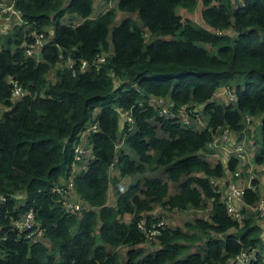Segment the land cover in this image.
<instances>
[{
  "label": "trees",
  "instance_id": "1",
  "mask_svg": "<svg viewBox=\"0 0 264 264\" xmlns=\"http://www.w3.org/2000/svg\"><path fill=\"white\" fill-rule=\"evenodd\" d=\"M95 1L115 3L91 17ZM6 2L21 23L0 26V264H235L241 251L260 249L263 226L248 208L258 199L257 181L243 190L236 222L210 180L233 172L237 160L210 163L204 155L215 135L240 133L258 116L252 161L263 167L264 185V0H200L208 29L176 14L197 0ZM116 11L125 15L112 24ZM228 28L232 36L219 34ZM36 35L42 41L34 51ZM99 53H108L101 63ZM11 80L22 87L16 98ZM225 88L227 103L214 97ZM150 98L203 126L159 114ZM90 126L96 131L86 137L83 168L71 172L74 142ZM152 167L163 177L145 174ZM68 175L87 206L78 214L65 212L52 192ZM133 175L137 181L120 185ZM166 181L176 186L170 196ZM203 199L208 215L185 222L186 231L156 226L149 214L154 204L196 210ZM29 210L41 241L11 228ZM153 228L147 240L144 230ZM195 242L201 252L189 251ZM249 264H264V248Z\"/></svg>",
  "mask_w": 264,
  "mask_h": 264
},
{
  "label": "built area",
  "instance_id": "2",
  "mask_svg": "<svg viewBox=\"0 0 264 264\" xmlns=\"http://www.w3.org/2000/svg\"><path fill=\"white\" fill-rule=\"evenodd\" d=\"M9 10L12 14H14L17 19L19 18L18 14L16 11H14L13 8L9 7H4L1 8V12H5ZM21 20H18V23L20 24ZM41 37L42 35H36V39L34 41L35 44V49L34 51L38 50L39 46L41 45ZM34 51H29L26 50L27 55H31L32 52ZM107 53H99L98 55L95 56V60L99 63L103 62ZM81 68H84L86 66L85 62L80 63ZM112 75V74H111ZM227 92V95L229 97V100L232 99V95L230 94V91L227 89H224ZM22 94V87L21 85L16 82L15 80H11V97L16 98ZM218 97V95H214ZM148 103L152 105L153 107L158 109V113L164 116H168L170 118H178V121L182 125H187L188 120L187 118L180 112L177 115H174L172 112L168 110V106L165 103L163 99H155V98H150L148 99ZM124 119L127 124H131L132 119L130 115L127 112L123 113ZM249 119H246V122L248 123ZM203 126V125H202ZM96 131L94 126H90L87 129H83L79 134L77 139L74 142L73 145V162L71 164V169L70 171H78L80 168H83V163L81 159L86 158L84 155L87 152V147L85 146L86 144V137L88 135V132L91 131ZM227 135V130H222V132L218 135H215L213 137V140L209 144V149L213 148H219L221 151L226 150L224 152H228L232 155L237 160V167H235V170L233 172H227V180L224 178V183L226 184V191L225 193H221V186L218 180L222 179L221 178H216L210 180V184L212 188L216 192L221 193V199L225 205L226 212L227 214L234 219L236 222H239L241 220V213H240V208L242 207V200H241V195L242 192L245 188H251L250 186V180L254 179L256 180L257 176L255 174L256 172H259L262 177V182H263V175H262V170L263 167H261V170H258V165H255L252 161L253 155L256 153V149L254 150V146L252 144H247L245 147L241 143L234 142L232 145H228L225 143V138ZM219 146V147H218ZM251 150L252 156L251 159L250 157L246 156L245 150ZM252 148V149H251ZM248 158V159H247ZM245 163H247L250 167L254 166L252 169V176L249 180V182L242 181L241 179H235L234 182H231V179L234 177L238 176V173L242 171V168L245 167ZM260 168V166H259ZM225 175V174H224ZM223 175V177H224ZM257 193H258V199L253 207L248 208L250 210H254L257 212L258 218L263 226V232H262V238L260 240V249L259 248H251L249 250H244L241 251L235 258V264H249L252 261L256 260L258 253L260 250L264 248V187L263 190L260 191V188H258V183L257 186L255 187ZM52 192L56 195H58L57 201L61 205L62 209L71 214H78L80 213L83 209H86L87 206L84 202L76 198V195L73 191L72 188V183H71V178L69 175L67 176L66 179H64L59 185L55 186L52 190ZM2 200V198H0ZM11 228L17 230L23 238L28 239V240H35V241H41L43 239L42 234L43 231L39 228L34 227V220H33V215L32 211L29 210L26 213L22 214L18 219L11 220L10 222ZM157 224V223H156ZM155 224V225H156ZM164 224H157L156 226H163ZM138 226L141 229H144L143 227V221L138 222ZM145 237L147 240H150L152 235L156 233V230L153 228L151 230H144Z\"/></svg>",
  "mask_w": 264,
  "mask_h": 264
},
{
  "label": "rangeland",
  "instance_id": "3",
  "mask_svg": "<svg viewBox=\"0 0 264 264\" xmlns=\"http://www.w3.org/2000/svg\"><path fill=\"white\" fill-rule=\"evenodd\" d=\"M115 1H110L107 4L103 3V2H99V1H95L94 5H93V10L91 12V17L96 16L98 13L104 11L105 9H107L108 7H113L114 6ZM202 6H201V2L200 0H197V4L195 6V8L191 11H186L182 8H176V14L180 17L181 21L184 20H190L191 22L197 24L198 26H201L203 28H207L201 18H200V10H201ZM125 14L116 11L115 13V17L113 20L112 24H115L118 22V20L123 17ZM133 16V15H132ZM208 29V28H207ZM219 34H225V35H229L232 36V30L230 28H228L227 30L222 31L221 33L219 32ZM109 53V51H107ZM107 53V54H108ZM231 86H233V84H231ZM230 86V87H231ZM229 91L228 88H225ZM216 97V96H214ZM219 97V96H218ZM220 98V97H219ZM226 100V97H225ZM218 101V100H217ZM223 101V100H222ZM1 109V108H0ZM3 109V107H2ZM258 117V116H257ZM249 118L248 123L244 124V127L241 131V133H236L235 136V141L237 143H241L244 145V147L247 144H252L253 146H255L256 150H258L259 148V132H258V127H257V123H258V118ZM188 120V124L184 125V126H190L196 129H200L202 127V121H196V120ZM219 147V146H218ZM219 149V148H218ZM220 150V149H219ZM245 150V148H244ZM219 152V151H218ZM245 153L246 150H245ZM219 156H222V153H218ZM246 156L250 157L249 154H246ZM204 158H206L210 163H215L218 162V160L215 157H212L211 155H204ZM221 157H219L218 159H220ZM248 159V158H247ZM245 167L244 169L241 171V173H238L237 177H234L233 179H231V182H234L235 179H241L242 181L245 182H249L251 176H252V171L253 169L247 164L245 163ZM257 178L256 181L259 184V186L262 183V177L261 174L259 172H256V170L254 171ZM109 174L112 176V172H109ZM145 174L148 175H160L163 177V174L161 173V169L156 167V168H147V170H145ZM138 176L137 175H133V176H127V177H122L120 179V185H122V187H125L127 184L133 183L134 181H137ZM227 180V178H225ZM166 189H167V196L172 195L175 191H176V186L170 182L166 181ZM114 193H113V189L111 184L108 186L107 192H106V200L105 202L110 205L111 203H113L114 201ZM209 208H210V200H206L203 199L202 203L200 205V207L196 210H186V211H174V210H170L166 207H162L158 204H154L152 205V208L149 212L150 215H152L154 218H157V224L161 223V224H166L167 226L173 228V227H179L182 228L184 231L185 227H184V223L185 222H190L192 221L194 218H204L208 215L209 212ZM126 217H129L127 215H125ZM259 219V218H258ZM129 219H125V221H128ZM156 224V225H157ZM235 230H230V233H234ZM144 250L146 251H150L153 250L154 248H156V244H148V245H140ZM109 249V248H108ZM189 251H199L201 252V245L199 242H195L194 244H192V246L190 247Z\"/></svg>",
  "mask_w": 264,
  "mask_h": 264
},
{
  "label": "crops",
  "instance_id": "4",
  "mask_svg": "<svg viewBox=\"0 0 264 264\" xmlns=\"http://www.w3.org/2000/svg\"><path fill=\"white\" fill-rule=\"evenodd\" d=\"M1 1H3V5H2V7H9V5H7V2H6V0H1ZM1 7V8H2ZM0 8V9H1ZM9 11V10H8ZM1 13H4V12H1L0 11V14ZM8 14H4L5 16H4V18H2V16H0V26H11V24H16V23H18V20L19 19H17V17L14 15V14H12L10 11L9 12H7ZM216 95H218L219 97H217L218 98V100L219 101H222L223 100V102H225V103H227V102H229V97H228V95H227V92L223 89V90H220V91H218L217 93H216ZM225 97H226V100H225ZM258 118V121H259V117H257ZM241 133V132H240ZM239 134V133H238ZM235 136H236V133H234V132H231V131H228L227 130V135H226V138H225V143H227L228 145H232L234 142H236L235 141ZM216 150H212V154H206V155H211L212 157H215L219 162H223V161H225V159H227L229 156H232L230 153H228V152H224V151H226V150H223V151H221V150H219L218 148H215ZM252 149V148H251ZM256 148H255V146H254V150H255ZM220 153H222V156H219V152ZM257 151V150H256ZM247 153L250 155V159H251V156H252V153L253 152H251V150L249 151V150H247ZM219 157H221L220 159H218ZM207 160V159H206ZM208 161V160H207ZM254 166H252L251 168H253ZM244 169V167L242 168V170ZM79 170H81V168L79 169ZM78 170V171H79ZM258 170H261V166H260V168H259V166H258ZM227 172L228 171H226L225 172V175H224V177H222V179H220V180H218V182L220 183V186H221V193H225V191H226V184L224 183V178L225 177H227ZM263 182L261 183V185L259 186V184H258V188H260V191H262L263 190ZM174 210V209H173ZM174 211H177V210H174ZM178 212H180V211H178ZM123 219L125 220V219H127V217L124 215L123 216ZM262 225V224H261ZM145 244V243H144ZM144 244H142V246L144 245ZM146 245V244H145ZM141 247V246H140ZM114 250H119V247L117 246L116 248H114Z\"/></svg>",
  "mask_w": 264,
  "mask_h": 264
}]
</instances>
